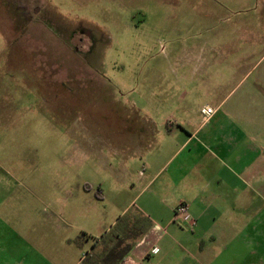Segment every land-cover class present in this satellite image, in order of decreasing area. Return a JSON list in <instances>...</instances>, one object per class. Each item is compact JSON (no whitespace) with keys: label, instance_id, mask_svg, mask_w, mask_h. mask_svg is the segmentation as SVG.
<instances>
[{"label":"rangeland","instance_id":"1","mask_svg":"<svg viewBox=\"0 0 264 264\" xmlns=\"http://www.w3.org/2000/svg\"><path fill=\"white\" fill-rule=\"evenodd\" d=\"M263 53L264 0H0V228L35 241L52 211L113 218L135 195L97 198L117 136L162 120V100L199 110L205 85L240 83Z\"/></svg>","mask_w":264,"mask_h":264},{"label":"crops","instance_id":"2","mask_svg":"<svg viewBox=\"0 0 264 264\" xmlns=\"http://www.w3.org/2000/svg\"><path fill=\"white\" fill-rule=\"evenodd\" d=\"M263 57L239 67L234 86L205 85L209 99L199 110L188 109L186 94L162 100V120L146 118L138 134L117 136L112 178L97 198L119 205L135 195L113 218L98 212L95 228L85 211H52L44 217L48 235L36 230L35 241H24L25 230L3 215V264H85L112 246L103 238L124 216L129 251L113 264H255L249 255L264 247ZM204 107L213 113L205 116ZM179 204L187 205L192 228L173 219ZM81 233L95 241L78 245Z\"/></svg>","mask_w":264,"mask_h":264},{"label":"trees","instance_id":"3","mask_svg":"<svg viewBox=\"0 0 264 264\" xmlns=\"http://www.w3.org/2000/svg\"><path fill=\"white\" fill-rule=\"evenodd\" d=\"M128 221L129 219L126 216L120 218L103 238V243H106V241L108 243L109 241L110 243L112 242V246L103 252V256H90L86 259L85 264H113L121 261L129 251V245L124 244V238L126 239L128 237L126 234L129 230ZM81 238L82 237L79 236V238L75 240L77 244Z\"/></svg>","mask_w":264,"mask_h":264},{"label":"built area","instance_id":"4","mask_svg":"<svg viewBox=\"0 0 264 264\" xmlns=\"http://www.w3.org/2000/svg\"><path fill=\"white\" fill-rule=\"evenodd\" d=\"M201 113L204 114L205 116H209L213 113V110L211 108H207L204 107L201 110ZM173 219L176 221H179L183 224H186L187 226H189L190 228H192V226L194 225V221L192 220L189 212H188V208L186 204H179L173 212ZM157 250L154 249L153 253H156Z\"/></svg>","mask_w":264,"mask_h":264}]
</instances>
